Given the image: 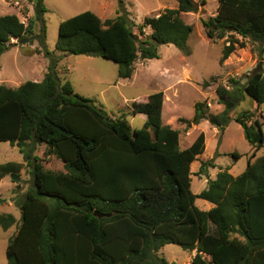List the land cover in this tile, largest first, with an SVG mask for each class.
I'll return each mask as SVG.
<instances>
[{"label":"trees","instance_id":"1","mask_svg":"<svg viewBox=\"0 0 264 264\" xmlns=\"http://www.w3.org/2000/svg\"><path fill=\"white\" fill-rule=\"evenodd\" d=\"M25 1L33 6L28 24L18 13L0 15V54L15 44L12 39L32 34L34 20L45 35L42 0ZM176 2V8L145 17L137 32L123 15L101 19L89 10L77 13L59 23L55 48L111 60L119 78H130L136 59L157 58L159 44L173 43L187 52L193 26L181 13L196 12L204 0ZM144 26L151 32L142 39ZM202 26L210 40L231 35L220 62L244 47V40L264 53V0H218L216 14L202 19ZM51 63L41 81L17 87L0 83V142L17 146L30 174V185L16 200L20 218L5 248L7 264H176L157 253L169 243L195 250L189 264H264V154L237 176L219 170L194 194L190 165L204 150V133L181 148L179 130L162 122L161 91L131 103L133 114L146 116L132 129L75 92L69 81L61 82ZM230 82L232 87L216 86L220 113L210 114L206 104L196 102L192 118L184 122L197 125L207 117L213 127L226 126L245 93L255 109L264 104V71L254 70L242 85L235 78ZM233 119L254 157L264 145L262 122L250 109ZM42 144L64 171L44 168V159L34 154ZM212 160L201 163L200 174L208 177ZM21 169L20 162L1 163L0 180L9 176L18 184ZM197 197L212 206L198 208ZM14 223L12 214L0 215L2 229Z\"/></svg>","mask_w":264,"mask_h":264},{"label":"rangeland","instance_id":"2","mask_svg":"<svg viewBox=\"0 0 264 264\" xmlns=\"http://www.w3.org/2000/svg\"><path fill=\"white\" fill-rule=\"evenodd\" d=\"M42 3L47 9L43 15L45 35L41 31V22L34 20L32 34L22 40H11L15 44L0 54V83L17 87L26 81H41L52 61L61 82L69 81L75 92L91 98L109 117L125 120L132 129L140 128L146 117L142 113L133 114L131 103L142 102L149 94L161 91L162 122L179 130L181 148L191 143L200 132L204 133V150L190 165V188L194 194L204 189L208 178H214L219 170L228 168L231 175L237 176L244 171L248 161L264 154L263 145L251 158L253 147L245 139L241 125L233 119L239 112L250 109L254 118L262 122L264 132V104L255 109V101L246 93L244 100L230 110L231 118L226 126L213 127L207 117L202 118L199 127L184 122L192 118L196 102L206 104L210 114L223 110V105L217 103V85L232 87L231 78L242 85L250 73L257 71L258 65L259 71H264V53L256 43L244 39V47H237L227 59L220 62L222 48L228 44L227 39L232 37L227 34L221 39L210 40L202 26V19L216 14L218 0H204L196 12L181 13L184 22L193 26L185 44L187 52L173 43L159 44L157 58L136 59L130 78H119L117 64L111 60L64 53L56 49L59 23L89 10L101 19L123 15L133 32H137V26L143 23L145 17L156 16L166 8H176V0H42ZM10 13H18L21 20L28 24V20L33 17V6L25 0H0V15ZM142 29L143 39L150 35L151 29L148 26ZM42 36L44 39L41 42ZM234 37L241 39L239 35ZM206 81L211 84L203 86ZM46 149L47 146L42 144L34 152L44 159V168L64 171L62 161L52 153L45 155ZM210 159H213L215 167L208 169L207 177L199 173V167L203 161ZM7 161L22 163L21 180L16 184L10 181L9 176H5L0 181V215L10 213L18 220L20 210L16 200L30 185L29 166L17 146L0 142V164ZM194 203L204 209V204L209 202L197 197ZM14 231L15 225L8 230L0 226V264H7L5 248ZM157 253L169 262L187 264L191 252L176 243H169Z\"/></svg>","mask_w":264,"mask_h":264},{"label":"crops","instance_id":"3","mask_svg":"<svg viewBox=\"0 0 264 264\" xmlns=\"http://www.w3.org/2000/svg\"><path fill=\"white\" fill-rule=\"evenodd\" d=\"M260 106H261V105H260ZM259 108H260V107H259ZM259 108H258V109H259ZM144 117H146V116L144 115ZM202 121H203V120H202ZM202 121H201V122H202ZM201 122H199V124H197L198 127H199V125H200ZM214 129L216 130L217 128H214ZM193 139H194V138H193ZM192 142H193V141H192ZM192 142H191V143H192ZM191 143L187 144V145H186L185 147H183V148L188 147ZM252 151H253V150H252ZM3 178H4V177H3ZM3 178H2V179H3ZM2 179H1V180H2ZM1 180H0V181H1ZM207 204H208V205H207ZM207 204H204V206H205L204 210H205V209H209V208L212 206V204H211L210 202L207 203ZM14 218H15V217H14ZM18 220H19V219H18ZM18 220L15 219V223L13 224V225H15V231H14L9 237H11L12 235H14V234L16 233V231H17V225H16V224L18 223ZM11 226H12V225H11ZM11 226H10V227H11ZM10 227H9V228H10ZM9 228H7L6 230H8ZM8 239H9V238H8ZM7 241H8V240H7ZM6 245H7V244H6ZM190 252H191L190 255L187 257V260H188V261H187V264L190 263L191 258H192V256H193L194 253H195V250H191ZM185 260H186V259H185Z\"/></svg>","mask_w":264,"mask_h":264},{"label":"water","instance_id":"4","mask_svg":"<svg viewBox=\"0 0 264 264\" xmlns=\"http://www.w3.org/2000/svg\"><path fill=\"white\" fill-rule=\"evenodd\" d=\"M259 69H260V65H258V67H257V71H259ZM222 130H223V128H222ZM94 215H96V216H98V217H101L102 216V214H100V213H98V212H94Z\"/></svg>","mask_w":264,"mask_h":264}]
</instances>
